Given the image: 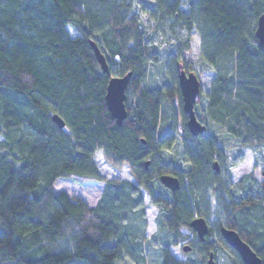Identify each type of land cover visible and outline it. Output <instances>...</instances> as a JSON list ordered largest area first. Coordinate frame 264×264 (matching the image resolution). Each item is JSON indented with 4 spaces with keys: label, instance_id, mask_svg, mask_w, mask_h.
Listing matches in <instances>:
<instances>
[{
    "label": "trees",
    "instance_id": "16d2710c",
    "mask_svg": "<svg viewBox=\"0 0 264 264\" xmlns=\"http://www.w3.org/2000/svg\"><path fill=\"white\" fill-rule=\"evenodd\" d=\"M263 10L264 0H0V264H150L149 246L156 264H207L209 252L215 261L225 249L231 264H243L221 227L235 229L264 264V175L232 181L237 162L229 161L234 147L264 148V46L254 34ZM174 25L185 35L169 43L163 62L154 39ZM193 29L198 71L185 63ZM156 64L165 81L153 87L146 79ZM179 65L198 78L213 73L195 103L206 126L197 135L182 110ZM126 74L118 124L106 86L110 75ZM97 150L134 181L100 174ZM167 173L180 186L164 194L159 176ZM59 177L105 185L91 206L54 192ZM143 191L158 210L151 236ZM195 216L208 224L203 241L189 225ZM183 228L193 232L185 244L194 260L170 249L186 237Z\"/></svg>",
    "mask_w": 264,
    "mask_h": 264
},
{
    "label": "rangeland",
    "instance_id": "374dc122",
    "mask_svg": "<svg viewBox=\"0 0 264 264\" xmlns=\"http://www.w3.org/2000/svg\"><path fill=\"white\" fill-rule=\"evenodd\" d=\"M139 16L142 17L143 14L139 13ZM68 30L72 35H75V30L68 26ZM192 38L190 41V49L186 53L185 63L189 64L193 68L198 71V62L200 55V47H201V38L196 29L191 30L190 32ZM185 35V30L179 26L174 25L173 30L168 29L166 26H163L159 29V32L156 33L154 44L155 51L158 52V56L163 59V62L166 59V55L170 52L171 45L169 43L175 40H179L181 36ZM160 64V63H159ZM156 69L148 74L146 83H149L151 86H156L163 83V70L161 66L156 64ZM163 68V67H162ZM213 78L212 71H205L201 73L199 76L201 89L207 90ZM197 105V104H196ZM195 105L196 113L198 114V108ZM241 157V160H239ZM92 160L100 174L105 176L106 178H119L126 179L130 181H134V178L130 174L128 167L123 165L120 169L113 168L110 166L104 159L101 150L95 151L92 155ZM229 161L237 162L236 164L230 167V179L232 181L237 180L242 174L247 172H253L256 180H262V171L260 167L264 161V148H233L229 151ZM257 165L255 166V163ZM59 180H63L62 183H59ZM104 181H83L78 182L74 178H62L59 177L55 180L53 190L54 192L66 191L69 195H77L80 196L85 202L91 204H95L102 193L104 188ZM164 187V186H163ZM167 188H160L163 190L164 194H167ZM159 190V191H160ZM144 198V211L146 215V226H145V234L147 236H151L152 234L157 232V223H156V215L157 208L149 203L148 194L143 191ZM89 201V202H88ZM212 203V202H211ZM212 220V216L209 217ZM181 231L186 234V237L182 239L177 245L171 246V251L173 255L182 260H194L196 257L193 255L192 251L183 250L181 248V244H189L187 241L189 239H193V232L188 231L187 229H181ZM148 261L150 264H156L158 261V252L155 250L154 246H149L148 248ZM216 264H231L228 254L225 250H221L219 256L215 258Z\"/></svg>",
    "mask_w": 264,
    "mask_h": 264
},
{
    "label": "water",
    "instance_id": "95a60500",
    "mask_svg": "<svg viewBox=\"0 0 264 264\" xmlns=\"http://www.w3.org/2000/svg\"><path fill=\"white\" fill-rule=\"evenodd\" d=\"M254 34L258 40V43L264 46V10L258 15L256 19ZM90 45L95 53L96 59L99 62L101 69L104 72L109 73L108 64L105 60L104 54L100 51L99 47L94 41L91 40ZM177 79L182 99V110L187 116V128L192 135L203 133L206 130V126L197 118L194 108L201 90L200 79L194 71L185 70L182 65H179ZM128 81L129 74L123 76L110 75L106 86V104L108 110L116 119L118 124H121V121L126 116L124 102L126 98L125 90ZM51 118L57 123L59 127L62 128L65 125L63 119L58 114H52ZM213 167L216 171L219 169V165L216 160L213 162ZM262 174L264 175V170L262 171ZM159 181L170 191H175L180 186L178 177L168 173L161 174L159 176ZM189 225L195 230L199 239L203 241L208 231V224L205 218L202 216H195L190 221ZM220 233L225 242L239 254L243 264H263L261 258L256 254L252 247L240 237L239 233L235 229L221 227ZM182 248L183 250L187 251L189 250L190 246L184 244ZM213 256V252H209L207 264H215Z\"/></svg>",
    "mask_w": 264,
    "mask_h": 264
},
{
    "label": "crops",
    "instance_id": "0c3cea01",
    "mask_svg": "<svg viewBox=\"0 0 264 264\" xmlns=\"http://www.w3.org/2000/svg\"><path fill=\"white\" fill-rule=\"evenodd\" d=\"M63 182V180H59V183H62ZM89 202V201H88ZM87 203V202H86ZM88 205H89V203H87ZM93 205H95V204H91V206H93Z\"/></svg>",
    "mask_w": 264,
    "mask_h": 264
}]
</instances>
